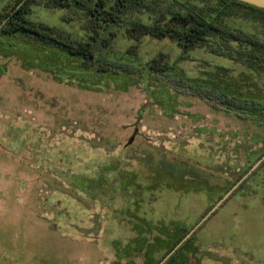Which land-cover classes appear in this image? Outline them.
I'll return each mask as SVG.
<instances>
[{
    "label": "rangeland",
    "instance_id": "obj_1",
    "mask_svg": "<svg viewBox=\"0 0 264 264\" xmlns=\"http://www.w3.org/2000/svg\"><path fill=\"white\" fill-rule=\"evenodd\" d=\"M29 10L73 38L90 35L71 9L32 0ZM227 22L264 38L262 18ZM109 39L139 66L249 71L207 46L181 57L170 36ZM73 56L0 31V264H153L171 242L165 228L194 225L264 151V127L176 95L154 74L132 75L127 89L111 76L94 84V65ZM165 264H264V165Z\"/></svg>",
    "mask_w": 264,
    "mask_h": 264
},
{
    "label": "trees",
    "instance_id": "obj_2",
    "mask_svg": "<svg viewBox=\"0 0 264 264\" xmlns=\"http://www.w3.org/2000/svg\"><path fill=\"white\" fill-rule=\"evenodd\" d=\"M31 1L9 0L6 6L0 8V31L23 32L38 39L43 46L61 49L74 55L76 59L91 62L98 74L92 79L94 84L111 76L118 86L127 89L128 85L137 83L132 75L154 74L153 77L161 85H171L176 95L196 96L212 109L232 113L241 120L264 127V87L259 81L264 80V38L234 28L227 22L232 17L264 19V8L241 0H42L47 5L68 8L85 17L91 30L89 37L73 38L62 27L30 18ZM118 30L131 36H170L179 42L182 48L181 57L195 48L207 46L211 52L235 60L249 71L237 78L230 74L228 68L217 67L215 72L207 70L201 77H189L176 69L174 64L159 65L149 61L144 66H139L126 53L114 50L109 34ZM130 77V81H123V78ZM263 155L264 151L253 158L219 195V199ZM263 165L264 160L248 178L255 175ZM248 178L232 194L241 189ZM91 184L92 181L87 180L85 186L89 187ZM216 203L217 201L212 202L208 210ZM194 225L173 222L165 228L171 242L165 254L153 264H159ZM196 231L164 264L182 253L189 241L195 237Z\"/></svg>",
    "mask_w": 264,
    "mask_h": 264
},
{
    "label": "water",
    "instance_id": "obj_3",
    "mask_svg": "<svg viewBox=\"0 0 264 264\" xmlns=\"http://www.w3.org/2000/svg\"><path fill=\"white\" fill-rule=\"evenodd\" d=\"M258 7L264 8V0H241ZM136 132L130 137L128 143H132ZM264 160V155L217 201V203L208 210L203 217L194 225V227L187 233V235L176 245V247L159 263L164 262L204 223L221 205L222 203L240 186V184L250 176V174L260 165Z\"/></svg>",
    "mask_w": 264,
    "mask_h": 264
},
{
    "label": "crops",
    "instance_id": "obj_4",
    "mask_svg": "<svg viewBox=\"0 0 264 264\" xmlns=\"http://www.w3.org/2000/svg\"><path fill=\"white\" fill-rule=\"evenodd\" d=\"M180 190H183L184 192L188 193L190 192V188H187V187H182ZM254 192L252 193H248V194H245V196H250L252 195Z\"/></svg>",
    "mask_w": 264,
    "mask_h": 264
}]
</instances>
